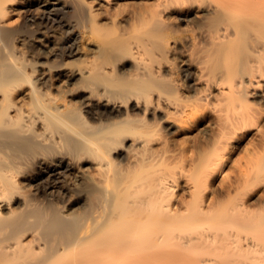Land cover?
<instances>
[{
    "label": "bare ground",
    "instance_id": "1",
    "mask_svg": "<svg viewBox=\"0 0 264 264\" xmlns=\"http://www.w3.org/2000/svg\"><path fill=\"white\" fill-rule=\"evenodd\" d=\"M96 2L0 0V264H264V0Z\"/></svg>",
    "mask_w": 264,
    "mask_h": 264
},
{
    "label": "rangeland",
    "instance_id": "2",
    "mask_svg": "<svg viewBox=\"0 0 264 264\" xmlns=\"http://www.w3.org/2000/svg\"><path fill=\"white\" fill-rule=\"evenodd\" d=\"M104 0H101V2H96L97 6L101 5L103 3ZM121 1V0H120ZM136 2H139L140 0H135ZM102 8H106V5L105 6H102ZM15 17H17V14L15 13ZM40 45V44H39ZM42 46V45H40ZM211 124V121H210V118L206 119V120H203L202 123L200 124V127L201 128H208ZM198 132L197 129H193L192 130V133L190 134H196ZM185 134H178V138H183ZM260 137V133L255 129V127L249 129V133L244 135L241 139H240V147L237 149V148H234L233 151H232V157H231V161L229 163V165H233V163L235 162V159L240 157L242 154H243V149L245 146L249 145L251 141H256L258 138ZM230 166H227L226 168V172L227 171H231L230 174L231 176H233L236 172H232V171H237V167H231ZM235 168V170L233 169ZM233 169V170H232ZM219 178L217 179V182H216V185L217 186H220L221 185V179H222V176L219 175L218 176ZM227 181H229L227 179Z\"/></svg>",
    "mask_w": 264,
    "mask_h": 264
}]
</instances>
